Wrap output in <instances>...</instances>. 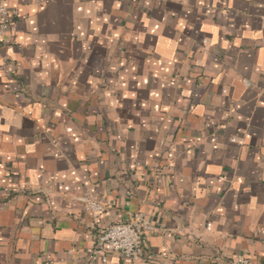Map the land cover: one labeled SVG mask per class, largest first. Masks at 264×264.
I'll return each mask as SVG.
<instances>
[{
  "label": "crops",
  "instance_id": "crops-1",
  "mask_svg": "<svg viewBox=\"0 0 264 264\" xmlns=\"http://www.w3.org/2000/svg\"><path fill=\"white\" fill-rule=\"evenodd\" d=\"M0 7V264H264V0Z\"/></svg>",
  "mask_w": 264,
  "mask_h": 264
},
{
  "label": "built area",
  "instance_id": "built-area-1",
  "mask_svg": "<svg viewBox=\"0 0 264 264\" xmlns=\"http://www.w3.org/2000/svg\"><path fill=\"white\" fill-rule=\"evenodd\" d=\"M9 13L5 7H0V42L3 37L4 24ZM93 211H102L103 206L97 202H90ZM153 230L152 222L143 213H136L127 222L114 224L100 232L94 242L92 258L103 259L109 254L130 260L132 262L150 261L144 248V235ZM235 264H250V260L242 256L236 258Z\"/></svg>",
  "mask_w": 264,
  "mask_h": 264
}]
</instances>
